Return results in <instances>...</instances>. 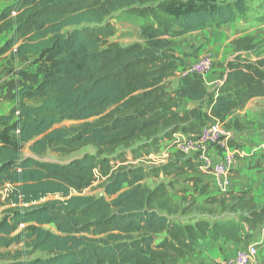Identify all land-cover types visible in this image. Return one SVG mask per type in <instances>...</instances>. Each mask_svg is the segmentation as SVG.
<instances>
[{"label": "trees", "instance_id": "1", "mask_svg": "<svg viewBox=\"0 0 264 264\" xmlns=\"http://www.w3.org/2000/svg\"><path fill=\"white\" fill-rule=\"evenodd\" d=\"M0 1L1 51L35 57L39 77L8 97L11 109L0 117V188L11 205L0 221V264H182L200 241L240 242L264 225V206L248 191L198 204L194 194L206 185L191 175L194 158L149 170L164 179L191 175L190 202L175 203L170 184L149 189V171L124 166L117 154L139 143L131 156L145 159L174 135L194 137L264 97V56L229 61L212 91L198 76L176 77L184 66L175 38L234 23L246 0ZM123 10L144 20L139 42L126 47L110 42L116 26L109 20ZM251 43L234 46L254 51ZM185 100L196 105L182 111ZM87 146L96 154L41 160ZM96 181L101 193L83 194Z\"/></svg>", "mask_w": 264, "mask_h": 264}, {"label": "crops", "instance_id": "2", "mask_svg": "<svg viewBox=\"0 0 264 264\" xmlns=\"http://www.w3.org/2000/svg\"><path fill=\"white\" fill-rule=\"evenodd\" d=\"M4 5V2L0 1V11ZM236 23L237 21L224 25L219 29H206L203 31H208V35L211 36V43L216 42L218 44V39L222 38L220 42H222L224 48L226 46L228 47L230 42L242 38L250 37L253 39L254 43L257 35H259L255 32L256 29L254 26L248 27L246 26V22L242 21H240L239 24ZM224 28L228 30L225 34L227 36L221 37L217 35V33H214L215 31L222 32ZM4 42L5 38L3 43ZM20 59H29L30 64L27 66L28 74L19 71L13 77L0 79V117L9 113L11 105L7 99L13 92L26 85L35 86L39 82V77L36 72V58L28 56ZM32 59L35 60L32 61ZM221 72H224V70ZM223 78L224 76H222L221 81ZM221 81L218 80L217 74L211 73L210 76L205 77L204 85L208 91H212ZM195 105V102L185 100L181 110L191 109ZM224 122L228 123L232 128H236L239 138L236 136L233 140L235 144L227 143L224 149L211 148L209 154L216 161L220 159L221 155L225 154H233L236 155L237 158L228 178L216 176L212 172H202L196 168L191 175L200 178V181L206 185V191L205 194H203L204 197L199 201H202L206 196H215L227 192L238 193L248 191L256 205L260 208L264 206V152L258 149L257 144H261V142L264 141V97L250 100L243 109L227 115ZM2 131L3 128L0 125V134ZM178 135L185 136L182 134ZM237 145L239 146L237 147ZM26 153L28 152L26 151ZM93 185H95V183ZM191 187L192 183L188 182L179 187L175 186L173 191L176 192L179 190V192L172 195L174 202L180 203L182 198L189 197V194H191ZM182 189H186L188 192L183 193L181 192ZM5 195L6 189L0 188V201H2L3 205L8 206L9 209L11 205L5 202ZM5 213L2 218L5 216ZM251 244H254L257 249V256L252 264H264V226L256 227L252 232L251 238L240 242L224 240L213 241L209 238L200 241L195 254L188 257L182 264H218L221 261L233 258L238 251ZM1 252L4 251L0 250V253ZM0 263H2V261H0Z\"/></svg>", "mask_w": 264, "mask_h": 264}, {"label": "rangeland", "instance_id": "3", "mask_svg": "<svg viewBox=\"0 0 264 264\" xmlns=\"http://www.w3.org/2000/svg\"><path fill=\"white\" fill-rule=\"evenodd\" d=\"M246 3L248 5V10L246 14L236 21L238 24L240 21L246 22L247 24L246 26L248 27L254 26V28L256 29L255 32L259 34L257 35L258 39L256 38L253 43V39H251L250 37L248 38V40H251L252 42L251 45L255 46V50L248 52L236 51V47L234 46V42L236 40L230 42L228 47L226 46L224 48L222 42H220L222 38L218 39L217 41L218 44L216 42L211 43L212 42L210 38L211 36L208 35V31H202L199 33L195 32L175 38L177 45L176 56L180 60H182L183 62L182 67L183 66L189 67L190 65L195 64L203 54H209L213 60V68L207 76H210L211 73L217 74L218 80L221 81V78L224 75L223 72H221L222 70H224L223 66L226 65L229 61L233 60L235 57L240 55L242 56L243 60H249L251 62L255 61L257 58L263 57L264 56V0H246ZM109 21L116 26V34L110 39V42L116 43L120 47H126L128 45L139 42L140 40L139 32L141 25L144 23L143 19H141L136 15L130 14L129 11L127 10H123L114 13ZM227 31L228 30L224 28L222 32L215 31L214 33H217V35L223 37V36H227L225 35ZM4 38L5 35H0V79L5 77L6 78L13 77L19 71L24 74H28L27 66L30 64L29 59L26 60L11 59L9 53H3L1 51V48L4 44L3 43ZM33 60L35 59H32V61ZM180 72L181 70L176 73V77H179ZM70 125H71L70 122H64L63 124H61V126H66V127ZM223 125L232 133L233 140L235 139L236 136L237 138H239L238 132L235 127L232 128L228 123L225 122H223ZM233 140H230L227 143L235 144L233 143ZM138 146L139 143H136L134 144L133 148L121 149L117 153L118 155H122L127 158L126 159L127 162L124 164V166L143 167L144 169L149 171L150 169H160L171 160H174L175 158L176 159L179 158L181 161H185L191 158L189 156H184L183 154H180L179 152H177L176 150L170 147L167 148L165 146L163 147L162 145L160 146L159 151L156 154H153L151 158H145V159L143 158L142 160L139 161H133L131 152ZM238 146L239 145H237V147ZM257 146L260 151L264 152V141L261 142V144H257ZM85 154L95 155L96 152L93 147L87 146L81 149L80 151H77L67 157H60L54 154H49L41 158V160L53 161L64 164L70 162L73 159L80 158ZM118 155H116L113 158L117 159ZM233 156H234V161H236L237 156L236 155ZM222 157L223 155H221L220 159L216 161L210 156L211 160H213L214 163L221 162ZM195 162L197 163L196 160ZM197 168H198V163H197ZM229 174L226 176V178L229 177ZM189 178H191L190 174L182 178L170 177L168 179H164L163 177L156 176V173L149 171L148 178H146L143 183L149 189H153L160 184H170V192L171 194H173L174 192L173 190L175 189V186L179 187L182 184H185ZM100 186H101V181H96L95 185H93L91 189L87 190L86 193L89 195H99L101 193ZM178 192L179 190L176 191L174 194H177ZM194 195H195V199L198 201L199 204L200 203L199 200H201L204 197V195L200 193H195ZM187 201L190 202V197H188ZM183 206H186L185 203ZM200 208L207 209L209 207L205 206ZM7 210H8V206L3 205L2 201H0V220L2 219L3 214L7 212ZM192 214L198 215L199 214L198 209H194ZM14 249L15 248L12 249V252ZM3 253L4 252H1L0 254ZM35 256H41V255L36 254Z\"/></svg>", "mask_w": 264, "mask_h": 264}, {"label": "built area", "instance_id": "4", "mask_svg": "<svg viewBox=\"0 0 264 264\" xmlns=\"http://www.w3.org/2000/svg\"><path fill=\"white\" fill-rule=\"evenodd\" d=\"M212 68L213 60L211 56L203 54L195 64L184 67L179 77L198 76L204 81ZM221 83L222 81L217 86ZM230 140H233L232 133L224 127L223 123L211 121L194 137L174 135L172 141L166 147H170L184 156L194 158L200 171L212 172L216 176L226 177L235 163L233 154H225L221 162L214 163L210 158L209 150L211 148L224 149ZM152 155L150 154L147 158H151ZM86 192L87 190L83 194H86ZM256 256V246L251 244L238 251L233 258L221 261L218 264H252Z\"/></svg>", "mask_w": 264, "mask_h": 264}]
</instances>
